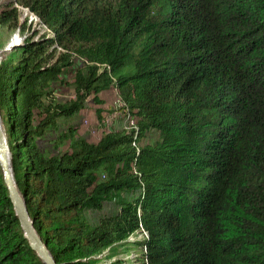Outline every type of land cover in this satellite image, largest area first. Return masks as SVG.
<instances>
[{
    "label": "trees",
    "instance_id": "16d2710c",
    "mask_svg": "<svg viewBox=\"0 0 264 264\" xmlns=\"http://www.w3.org/2000/svg\"><path fill=\"white\" fill-rule=\"evenodd\" d=\"M13 1L53 33L0 59V119L55 263L101 264L115 245H141L147 264H264V0H9L0 25L23 29ZM52 40L66 52L47 65ZM70 70L73 98L57 102L51 84ZM109 87L136 137L119 127L88 142L67 127L56 137L68 149L43 155L36 138ZM139 225L146 237L126 240ZM0 264H41L1 174Z\"/></svg>",
    "mask_w": 264,
    "mask_h": 264
},
{
    "label": "rangeland",
    "instance_id": "374dc122",
    "mask_svg": "<svg viewBox=\"0 0 264 264\" xmlns=\"http://www.w3.org/2000/svg\"><path fill=\"white\" fill-rule=\"evenodd\" d=\"M8 2L9 0H0V8L6 6ZM18 13L20 18L22 13L19 11ZM25 26L26 23L24 28ZM24 28L19 29L18 27L12 28L0 25V59L7 54V51L22 43L25 38L22 37ZM16 31L18 32V38L20 40L13 35ZM9 42V46L11 47L8 48L7 44ZM51 63H49L48 58L47 65ZM79 64L80 61L76 59L70 69L79 66ZM57 79L59 82L51 84V96L53 100L57 102H67L73 98V90L70 86L72 80L71 70L64 72ZM117 95V90L115 91L114 88L109 87L98 94V98L101 100L100 103H94L90 100V97H87L84 108L74 115L66 118H59L56 131H45L36 138L35 143L39 147L41 153L43 155H49L67 150L69 147L68 139L63 138L59 140L56 137L58 132L66 130L67 127H73L75 129L73 137H81L88 142H96L102 132L119 129L122 115ZM96 108L99 111L98 113L96 112ZM97 115H99V118L96 117ZM155 138L156 133L149 132L140 140V144H143L145 141H153ZM110 211H112L111 206L104 205L100 211L93 213V217L95 218L102 213ZM143 237L144 235L142 233H134L133 235H129L126 240H141ZM142 249L141 245L136 248L115 245L113 246V250H115L114 255L107 257L105 255L106 251H104L98 257H102L100 261L101 264H107L113 260H119L121 264H145V260L141 254V251H143Z\"/></svg>",
    "mask_w": 264,
    "mask_h": 264
},
{
    "label": "water",
    "instance_id": "95a60500",
    "mask_svg": "<svg viewBox=\"0 0 264 264\" xmlns=\"http://www.w3.org/2000/svg\"><path fill=\"white\" fill-rule=\"evenodd\" d=\"M10 42L7 44L9 46ZM0 174L6 188L7 197L11 203L13 213L18 220L20 230L29 247L35 253L41 264H56L45 244L35 231L32 219L27 213L24 199L20 194L13 178L11 155L6 141L5 131L0 119Z\"/></svg>",
    "mask_w": 264,
    "mask_h": 264
},
{
    "label": "built area",
    "instance_id": "2783aa9c",
    "mask_svg": "<svg viewBox=\"0 0 264 264\" xmlns=\"http://www.w3.org/2000/svg\"><path fill=\"white\" fill-rule=\"evenodd\" d=\"M12 6L15 7L19 12L22 13L20 18H19V23L23 20L26 23L22 37H25L27 35H30L33 39H38L41 37H44V38H52L53 37L52 31L40 20V18L35 13L30 11L26 6L18 4L15 1L12 2ZM13 35H15L18 38V32L17 31ZM18 40H20V39L18 38ZM49 51L51 53V55L49 57V63H51L52 61H54L56 59V57L65 53L66 49L63 48L61 45H59L55 40H52L50 43V46H49ZM112 80H114V79L112 78ZM113 88L115 91L117 90L115 87H113ZM117 98H118L119 106L121 108V115H122V119L120 122V128L126 132L133 133V137L135 138L136 132H137L136 120L133 117L130 110L128 109L127 105L120 98L119 94L117 95ZM131 145L134 147L135 152L137 153L138 152V144L133 140L131 142ZM131 169L133 172L135 171V168L133 165L131 166ZM135 233H138V234L142 233L146 237V232L142 229V227L140 225H139L138 230L135 231ZM133 234H130V235H133ZM142 250L144 251V249H142ZM145 264H147V263L145 262Z\"/></svg>",
    "mask_w": 264,
    "mask_h": 264
}]
</instances>
